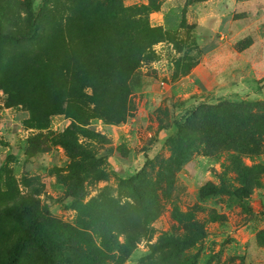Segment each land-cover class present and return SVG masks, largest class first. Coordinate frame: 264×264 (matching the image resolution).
I'll list each match as a JSON object with an SVG mask.
<instances>
[{
  "label": "rangeland",
  "instance_id": "rangeland-1",
  "mask_svg": "<svg viewBox=\"0 0 264 264\" xmlns=\"http://www.w3.org/2000/svg\"><path fill=\"white\" fill-rule=\"evenodd\" d=\"M29 1L0 0V264H45L34 245L10 257L31 221L5 209L22 205L50 210L43 238L60 248L58 264H140L152 254L172 264L164 254L178 249L177 264H264V132L227 121L223 136L216 122L228 115L193 116L201 104L244 102L241 121L264 118V0H120L151 6L157 29L129 76L120 122L50 110L72 82L69 57L91 43V15L78 8L108 0H31L48 18L33 39ZM60 138L93 155L79 199L66 194L74 164Z\"/></svg>",
  "mask_w": 264,
  "mask_h": 264
},
{
  "label": "trees",
  "instance_id": "trees-1",
  "mask_svg": "<svg viewBox=\"0 0 264 264\" xmlns=\"http://www.w3.org/2000/svg\"><path fill=\"white\" fill-rule=\"evenodd\" d=\"M78 9L80 12L91 15L83 25V28L86 29L85 34L91 43L88 47L76 51L69 57L76 64L71 69L64 68L63 74L66 78L69 77L72 82H66L62 96L54 99L50 110H52L51 112L64 110L75 119L88 120L91 117L98 116V118H104L111 122L124 121L131 107L129 76L145 61L147 56L151 55L153 44L156 43L157 29L151 27L147 20V14L153 8L145 5H125L120 0H108L105 7L93 2H86ZM51 10L53 9H49V12ZM26 11L30 28L28 36L33 39L41 28H48V25H46L48 21H45L48 18L44 17L40 20L37 17L31 0ZM99 11H101L100 14ZM99 15L104 17L102 24H100ZM100 31L105 38L103 47H100V44L97 43V40L100 39ZM98 58H103L107 62L115 61L117 64L106 67L89 64V62ZM246 106L247 104L244 102H219L216 105L205 103L195 109L193 116L198 117V114L202 116L205 112L228 115L220 118L222 122L219 120L216 122V126L220 128L218 130L222 131L223 136L226 134L224 133V130H226L224 123L227 121L232 122L233 126L239 124L243 128L258 129L264 132V118L260 114L248 113L247 119L241 121V112H244L241 108ZM258 117L262 120V123L253 122ZM215 119L213 117L212 120ZM179 130L183 133L185 126L181 125ZM57 142L64 145L74 164V173L71 176L66 194L79 199L84 192L82 174L87 168L91 167V164L86 160L91 159L93 155L86 147L75 144L68 139L60 138ZM5 212L15 217L26 216L31 221L30 229L17 239L10 253L11 258L14 259L21 248L34 245L45 249V264H58V254L62 253L60 248L54 241L43 238L48 226L53 221L48 208H43L40 211L31 205H22L17 208L8 207ZM190 214H193V212L186 213L184 216ZM175 246L178 248L177 245ZM171 253L173 256L171 263L177 264L182 249H178L177 254L174 250H170L165 252L164 256H169ZM153 257H155V254L147 257L149 261H146L145 258L140 264H165L166 262L165 259H158V262H156Z\"/></svg>",
  "mask_w": 264,
  "mask_h": 264
},
{
  "label": "crops",
  "instance_id": "crops-1",
  "mask_svg": "<svg viewBox=\"0 0 264 264\" xmlns=\"http://www.w3.org/2000/svg\"><path fill=\"white\" fill-rule=\"evenodd\" d=\"M8 108H10V107H6V106H5V107H3V110H4V111H3V113H7V111H8ZM9 117H11V116H9ZM11 118H12V117H11ZM38 127H39V126H38ZM38 127H36V128H38ZM32 130H33V129H32ZM34 130H35V129H34Z\"/></svg>",
  "mask_w": 264,
  "mask_h": 264
}]
</instances>
